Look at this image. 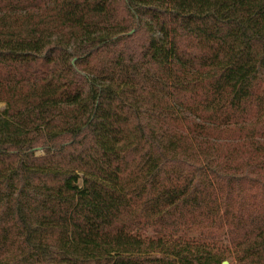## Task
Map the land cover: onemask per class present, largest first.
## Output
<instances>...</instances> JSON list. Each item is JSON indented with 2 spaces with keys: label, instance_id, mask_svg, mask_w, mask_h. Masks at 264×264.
<instances>
[{
  "label": "trees",
  "instance_id": "1",
  "mask_svg": "<svg viewBox=\"0 0 264 264\" xmlns=\"http://www.w3.org/2000/svg\"><path fill=\"white\" fill-rule=\"evenodd\" d=\"M264 264V0H0V264Z\"/></svg>",
  "mask_w": 264,
  "mask_h": 264
},
{
  "label": "water",
  "instance_id": "2",
  "mask_svg": "<svg viewBox=\"0 0 264 264\" xmlns=\"http://www.w3.org/2000/svg\"><path fill=\"white\" fill-rule=\"evenodd\" d=\"M224 264H228L227 262H225Z\"/></svg>",
  "mask_w": 264,
  "mask_h": 264
},
{
  "label": "rangeland",
  "instance_id": "3",
  "mask_svg": "<svg viewBox=\"0 0 264 264\" xmlns=\"http://www.w3.org/2000/svg\"><path fill=\"white\" fill-rule=\"evenodd\" d=\"M229 264V262H227Z\"/></svg>",
  "mask_w": 264,
  "mask_h": 264
}]
</instances>
